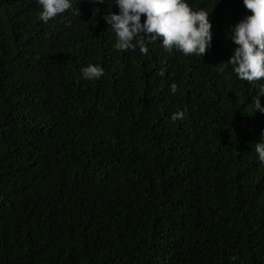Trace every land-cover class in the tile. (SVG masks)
<instances>
[{"label": "trees", "instance_id": "1", "mask_svg": "<svg viewBox=\"0 0 264 264\" xmlns=\"http://www.w3.org/2000/svg\"><path fill=\"white\" fill-rule=\"evenodd\" d=\"M188 3L209 12L202 57L148 36L117 50L112 0L47 23L0 0V264H264V78L227 61L250 10Z\"/></svg>", "mask_w": 264, "mask_h": 264}, {"label": "clouds", "instance_id": "2", "mask_svg": "<svg viewBox=\"0 0 264 264\" xmlns=\"http://www.w3.org/2000/svg\"><path fill=\"white\" fill-rule=\"evenodd\" d=\"M40 6L39 18L47 23L72 6V0H36ZM103 2V0H100ZM118 11L108 12L104 20L115 34L114 47L117 50L139 47L146 52L142 37L150 41L159 40L165 51L173 49L185 54L203 56L211 46L212 26L209 12L193 9L188 0H112ZM250 14L244 15L232 27L230 39L236 45L227 59L233 65L237 79L247 82L264 78V0H242ZM144 16L141 21V16ZM104 69L98 64L89 63L81 67L82 79L94 80L103 75ZM175 94L177 85H170ZM259 94H264V85ZM264 112L257 96L255 110ZM254 110V111H255ZM181 111L175 112L173 121L182 118ZM260 163L264 164V130L254 143Z\"/></svg>", "mask_w": 264, "mask_h": 264}]
</instances>
